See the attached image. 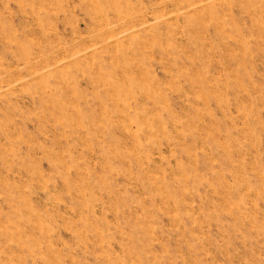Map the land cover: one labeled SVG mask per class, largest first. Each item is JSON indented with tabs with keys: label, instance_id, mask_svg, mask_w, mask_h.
Returning a JSON list of instances; mask_svg holds the SVG:
<instances>
[{
	"label": "rangeland",
	"instance_id": "obj_1",
	"mask_svg": "<svg viewBox=\"0 0 264 264\" xmlns=\"http://www.w3.org/2000/svg\"><path fill=\"white\" fill-rule=\"evenodd\" d=\"M0 264H264V0H0Z\"/></svg>",
	"mask_w": 264,
	"mask_h": 264
},
{
	"label": "bare ground",
	"instance_id": "obj_2",
	"mask_svg": "<svg viewBox=\"0 0 264 264\" xmlns=\"http://www.w3.org/2000/svg\"><path fill=\"white\" fill-rule=\"evenodd\" d=\"M200 2H201V1H200ZM194 4H195V3H194ZM131 8H132V7H131ZM106 9H107V8H106ZM106 9H105V10H106ZM113 10H114V9H112V11H113ZM98 11H99V10H98ZM128 11H129V10H128ZM106 12H109V11H106ZM110 12H111V11H110ZM131 12H132V11H131ZM95 14H96V13H95ZM100 14H101V13H100ZM113 14H114V13H113ZM98 15H99V14H98ZM155 15H156V14H155ZM94 17H95V16H94ZM82 21H84V20H82ZM95 21H96V20H95ZM100 21H101V20H100ZM102 21H103V20H102ZM84 22H85V21H84ZM104 23H105V22H104ZM95 24H96V23H95ZM95 24H94V25H95ZM97 24H98V23H97ZM108 24H109V23H108ZM117 24H118V23H117ZM79 25H80V24H79ZM140 25H141V24H140ZM96 28H97V26H96ZM76 29H77V28H76ZM87 29H88V28H87ZM43 35H44V34H43ZM43 42H44V41H43ZM45 42H46V41H45ZM46 43H47V42H46ZM37 51H38V50H37ZM44 51H45V50H44ZM55 51H56V50H55ZM57 51H59V50H57ZM37 53L39 54V52H37ZM57 53H58V52H57ZM85 53H86V52H85ZM22 54H24V53H22ZM26 54H27V53H26ZM30 54H31V53H30ZM49 54H50V53H49ZM55 54H56V53H55ZM31 55H32V54H31ZM34 55H35V54H34ZM42 55H43V54H42ZM47 55H48V54H47ZM47 55H46V56H47ZM52 55H53V54H52ZM25 56H26V55H25ZM27 56H28V54H27ZM29 56H30V55H29ZM48 56H50V55H48ZM37 57H38V56H37ZM26 58H27V57H26ZM43 58H44V57H43ZM52 58H54V56H53ZM55 58H56V57H55ZM34 59H35V58H34ZM37 59H40V60H41V58H37ZM31 60H32V58H31ZM23 61H25V59H24ZM23 61H22V62H23ZM28 61H29V60H28ZM33 61H34V60H33ZM33 61H32V62H33ZM35 61H36V59H35ZM47 61H49V59H48ZM32 62H31V63H32ZM28 63H30V62H26V63H25V67L29 65ZM49 63H50V62H49ZM29 66H30V65H29ZM23 67H24V66H23ZM26 68H27V67H26ZM43 68H44V67H43ZM35 69H36V68H35ZM57 69H58V68H57ZM27 70H29V68H28ZM14 72H15V71H14ZM27 72H29V71H27ZM6 73H7V71H6ZM9 74H10V73H9ZM15 74H16V73H15ZM10 76H11V75H10ZM29 79H30V78H29Z\"/></svg>",
	"mask_w": 264,
	"mask_h": 264
}]
</instances>
